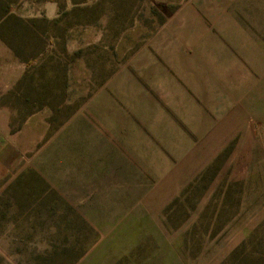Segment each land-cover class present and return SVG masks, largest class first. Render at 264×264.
I'll use <instances>...</instances> for the list:
<instances>
[{
  "label": "rangeland",
  "instance_id": "obj_1",
  "mask_svg": "<svg viewBox=\"0 0 264 264\" xmlns=\"http://www.w3.org/2000/svg\"><path fill=\"white\" fill-rule=\"evenodd\" d=\"M7 1L0 264H264V0Z\"/></svg>",
  "mask_w": 264,
  "mask_h": 264
},
{
  "label": "crops",
  "instance_id": "obj_2",
  "mask_svg": "<svg viewBox=\"0 0 264 264\" xmlns=\"http://www.w3.org/2000/svg\"><path fill=\"white\" fill-rule=\"evenodd\" d=\"M46 3H56L55 0H47ZM55 9V14L58 13V6L56 3V7H52ZM47 9V8H46ZM52 9V10H53ZM50 15L49 13H46ZM16 148H14L13 142V132L10 128L9 116L1 115L0 116V185L6 179L8 175L14 157L16 156Z\"/></svg>",
  "mask_w": 264,
  "mask_h": 264
},
{
  "label": "trees",
  "instance_id": "obj_3",
  "mask_svg": "<svg viewBox=\"0 0 264 264\" xmlns=\"http://www.w3.org/2000/svg\"><path fill=\"white\" fill-rule=\"evenodd\" d=\"M11 17H15L20 20V17L11 12L10 3L7 0H0V24L6 23V21Z\"/></svg>",
  "mask_w": 264,
  "mask_h": 264
}]
</instances>
